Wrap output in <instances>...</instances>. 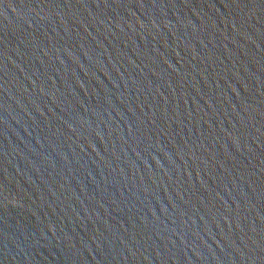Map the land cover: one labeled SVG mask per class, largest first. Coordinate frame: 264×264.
Here are the masks:
<instances>
[{
    "label": "water",
    "instance_id": "water-1",
    "mask_svg": "<svg viewBox=\"0 0 264 264\" xmlns=\"http://www.w3.org/2000/svg\"><path fill=\"white\" fill-rule=\"evenodd\" d=\"M0 264H264V0H0Z\"/></svg>",
    "mask_w": 264,
    "mask_h": 264
}]
</instances>
